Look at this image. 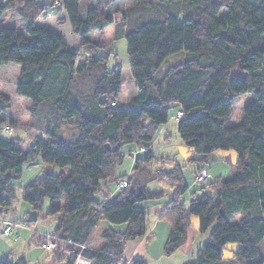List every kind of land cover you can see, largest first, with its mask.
<instances>
[{"label": "trees", "instance_id": "trees-1", "mask_svg": "<svg viewBox=\"0 0 264 264\" xmlns=\"http://www.w3.org/2000/svg\"><path fill=\"white\" fill-rule=\"evenodd\" d=\"M50 1L62 15L58 23L67 22L71 34L79 38L76 52L68 48L62 33L36 24V19L47 15L45 4L0 0V16L15 10L24 23V33L0 29V68L19 66L15 94L28 98L32 111L42 106L44 118H49L46 127L38 125V129L44 128L46 139H36L23 151L14 138L1 136H13L2 131L13 125L2 117L11 100L0 93V209H11L15 198L12 182L21 178L25 164L39 157L60 172L45 174L24 186L21 200L37 215L45 212V217L54 220L48 233L57 248L51 253L58 254L64 264L73 263L77 245L88 243L101 220L127 224V228L124 233L103 229V246L85 249L82 256L91 264H126V243L145 236L149 228V212L139 204L163 198L162 191L147 189L146 183L153 181L169 191V201L155 212L170 227L163 246L165 256L186 243L195 216L199 234L212 229L208 240L197 248L192 264L229 263L223 252L231 243L237 248L230 264H264L259 250L264 239V0L136 1L121 10L115 36L125 39L137 89L126 105L119 100L120 66L108 70L109 59L116 61V55L107 50L101 36L114 22L111 15L98 4L88 7L82 18L79 0ZM182 14L183 20L179 18ZM91 32L98 36L91 38ZM180 51L187 53L185 60L155 80L154 71ZM79 55L82 60L77 63ZM84 79L88 80L85 89L80 87ZM243 94H249L251 100L243 109L242 121L228 126L235 100ZM173 105L181 112L177 132L191 152L189 161L202 165L204 156L217 150H233L237 155L233 176L212 177L203 183L200 195L193 192L187 207L181 200L187 191L182 167L174 160L156 158L151 151ZM60 123L73 128L71 140L58 137ZM126 145L137 146L138 153L144 154L136 157L133 170L145 173V181L116 177ZM153 163L161 168L150 171L148 164ZM66 167L69 174L63 170ZM197 170L198 165L193 177ZM125 179L127 186L118 189L112 201L94 200L102 183ZM47 199L49 205L43 211ZM23 222L31 227V222ZM152 239L149 235L147 242ZM0 264L26 262L23 258L17 262L1 259ZM130 264L146 263L131 260Z\"/></svg>", "mask_w": 264, "mask_h": 264}, {"label": "rangeland", "instance_id": "rangeland-1", "mask_svg": "<svg viewBox=\"0 0 264 264\" xmlns=\"http://www.w3.org/2000/svg\"><path fill=\"white\" fill-rule=\"evenodd\" d=\"M1 1L7 2L8 0H1ZM35 1L37 3L45 4L46 12H47V15L45 17H42L39 19V22L41 24L38 23V25H44L52 29L55 32L62 33L63 36L65 37V43L68 46V48L76 52L79 49L78 37L71 34L68 23H66L67 24L66 27L63 26L64 23H61V24L58 23V20L62 17L61 13H58V9H59L58 5L51 6L50 0H35ZM136 1H138V3L140 4L142 3L147 4V2H151L153 0H79V14L82 18H84L86 9L88 7H90L91 5H98V4L99 6L101 5L100 6L101 10L104 13L110 14L111 17L113 18L114 20L113 24L109 25L103 31L101 36H102V39L106 42L107 50L111 51L113 54L116 55V62L120 66V69H121V76L123 79V84L125 83L126 93H128L127 92L128 85L126 83H130L133 87H134V84H132V77H131L130 70H129L125 39L123 37L116 38L115 29H116V22L119 21L122 17V13H123L122 11L130 8V6H134ZM179 18L183 20L185 16H183L182 14L180 15ZM3 28H14L18 32L24 33V23L20 20V16L17 11L8 10L2 16H0V29H3ZM89 36L93 38V37H97L98 35H97V32H91ZM96 54H98V52ZM186 55L187 53L185 51H180L178 53H175L169 56L165 61H163L160 67L154 71L153 73L154 79L159 80L163 76V74L170 68V66L184 61L186 58ZM81 60L82 58L79 55V57L77 58V63H80ZM112 67L113 65H112V58H111L109 59V63H108L109 69L108 70H111ZM18 74H19V66L16 64H8L0 68V93L8 96L11 100V107L4 113L2 117L5 118V121L10 122L14 127L13 128L10 125L13 130L12 132L13 136H9L6 133H3L1 136L5 139L14 138V141L16 142L17 147H19L23 151H26L36 139L38 138H41L44 140L46 139L44 128L38 129V125L42 127L44 125L46 127V125L49 123V118L47 119L44 118L43 112L41 111L42 106L39 107V109L32 111L31 110L32 102L28 98L21 97L15 94V82L18 77ZM87 86H88V80L84 79L80 83V87H83L85 89ZM250 100H251V96L250 95L248 96L247 94L240 95L236 98L232 113L228 120V126H236L242 121L243 109L247 104L250 103ZM175 110L176 109L173 106H171L169 109L170 114L173 113ZM39 121H43V122L39 124ZM60 130L61 131L58 133L59 138H63L65 140H71V137L74 134L73 132L74 130L69 124L60 123ZM162 144L163 143L161 141V142H158V144L153 146L154 156L156 158H160L159 157L160 154L162 156H165L160 151L162 148ZM169 144H170L169 150L178 152V153L173 152L172 154L176 156L174 161L182 167L185 182L187 183L188 186H192V191L188 190L186 193V196L181 199L182 202L185 201L184 203L187 207L188 201H189L188 198L191 196L190 194L194 191L197 196L200 195V192L203 190L202 189L203 185L194 183V177H193V172H192L193 165H192V162L188 160L191 157V152L187 154L186 152L187 148L182 142V140L180 139L178 132L176 130L171 135ZM126 146H124V148ZM134 147L135 149L138 150L137 146H134ZM124 148L123 150L126 154V157H125L124 162L116 168V175H117L116 177L124 176V175L128 177L130 173L133 171L134 160L126 152L130 147L128 146L125 149ZM141 153L142 152L138 153L139 158H142L144 156V154H141ZM204 157H206L204 158L206 160H205V163L203 164L206 165V168L210 176L211 174L213 175L220 174L221 176H226L229 178L233 176L234 164L237 159V155L233 150H227V151L217 150L216 152L210 155H206ZM199 166H201V163L198 164V167ZM148 168L150 171L154 172L156 170H159L161 168V165L160 164L156 165L154 163L148 164ZM57 169L60 171L59 168L53 165H48L46 168V165L43 164V162L40 160L39 157H36L35 160L31 163L25 164L23 167L21 178H19L18 180H14L12 182V186L15 189V198L12 202L10 213H8L7 215L2 214L1 218H7V219H11V218L13 219L16 217L18 218V215L22 214V205H28L21 200L22 188L28 185L29 183L33 182L34 180L42 177L45 174H56L58 172ZM167 169L168 168H166L165 170ZM63 170L66 174H69L70 172L68 167L64 168ZM212 177L213 176H211V178ZM137 178L140 179L139 181L141 182V180H144L145 178V173L140 172L137 175ZM211 178L208 181H210ZM146 179H147V176L145 180ZM123 181H126V179ZM112 183L113 182H110L111 185L114 184ZM146 186H147V189L150 191L159 190L157 183L154 181L147 182ZM168 195H169V192H168ZM98 196L100 197V195L98 194L95 196V198ZM59 203L61 204V201ZM48 205H49V200L47 199L43 206L44 207L43 211L47 209ZM235 219H233L232 222H235ZM19 222L22 223L23 225V221H19ZM1 224L2 223H0V229H1ZM42 228H45V226ZM211 229H209L207 233H209ZM26 239L29 240L31 238L27 237ZM16 240H17L16 231H15V235H7V236L1 234L0 232V260L1 259L8 260V258L13 256L12 254L9 253V249H10V246L12 245V242H16ZM13 245H15L13 246L14 250L17 251L19 249L18 247L19 242L17 244L13 243ZM25 248L27 249V246ZM236 248H237V244L235 243L228 244L227 248H225L223 252V259L225 260V262H229L227 264H230L233 261L232 251H234ZM259 250H260L261 257H264V239L259 246ZM20 251L22 252V247ZM38 251L39 253H41L40 250ZM48 252L46 250V253L45 252L42 253L41 258L47 257L51 253L50 251ZM126 261H128L129 264L131 262V260L124 259V262ZM163 264H167V263L163 262ZM187 264H190V263H187Z\"/></svg>", "mask_w": 264, "mask_h": 264}, {"label": "crops", "instance_id": "crops-1", "mask_svg": "<svg viewBox=\"0 0 264 264\" xmlns=\"http://www.w3.org/2000/svg\"><path fill=\"white\" fill-rule=\"evenodd\" d=\"M39 19H37L36 21L37 24L38 23L41 24L39 22ZM66 23L67 22L63 24L64 27H66L67 25ZM78 42H79V38H78ZM115 64L117 63L115 60H113L112 65L114 66ZM126 84L128 85V89H127L128 93H126V90H125V83L122 84V87H121V95H120L119 100L122 105L128 104L130 100L137 94V89L135 85L133 87L130 83H126ZM132 84H134L133 79H132ZM247 95L249 96V94ZM173 107L176 110L171 114L170 112H168V119L166 123H164L163 125L159 127V130L151 146V151L154 154L153 146L158 144V142L162 141L163 144H162V148L160 151L165 156H162L160 154L159 157L171 159V160H174L176 156L172 154L174 151L169 150L170 148L169 141L174 131L175 130L177 131L178 124L180 121V117L177 116V113L180 111L179 107H177L176 105H173ZM128 146L130 148L126 152L135 161V158L138 157L139 155L138 150L135 149L134 145H127L126 147ZM123 148H122V151L124 153V158H123V162H124L126 154ZM186 152L188 154L190 151L187 149ZM174 153H178V152L176 151ZM197 163L198 162H194V161L192 162V165H193L192 172L198 165ZM47 166L48 165H46V168ZM57 171L60 172L58 169ZM58 172L56 174H58ZM137 174L138 172L134 170L130 173V175L132 177L134 176L135 178L137 177ZM115 175H116V171H115ZM130 175L128 177H130ZM211 175L213 176V178L222 177L220 174L218 175L211 174ZM139 180L140 179L137 178V181ZM157 186L159 187V190H154V191H163L164 193L163 198L159 200H154V201H145L139 204L140 207L145 208L149 212L147 216L149 220L148 232L145 236L141 238L127 242L125 245L123 257L128 260H143L146 264H163V262L167 264H172V263L173 264H187V263L192 264L194 261V256H195L197 248L200 245H202L205 241L208 240L209 233L206 232L204 234H199L197 218L192 217L191 225L189 226L187 230L186 243L181 248L176 250L173 254H171L170 256H165L163 254V246L169 236L170 227L166 222L162 220H158L155 217V212L160 211L165 206V204L169 201V195H168L169 191L167 189L161 188L158 184ZM188 190L192 191V186L187 185V191ZM187 191L182 195L181 199L186 196ZM118 192L119 190L117 188V183H114L113 185H111L110 182H105L101 184L100 192L95 194L93 198L97 202L112 201L116 197ZM98 194L100 195V197L98 196L95 198V196ZM189 198H191V196ZM189 198L188 200L190 201ZM10 210L11 209L9 210L0 209V220L2 219L4 221H13V219H15L17 221H27L29 223L31 222L32 224H31V227H27L25 223L23 222V226L15 230L17 240L16 242H12V245L10 246L9 253L12 254L13 256L8 258V260L15 261L18 258L19 259L23 258L26 264H64L63 261L59 260L57 256L58 254L56 255L54 253H50L47 257L41 258V254L44 252L46 253V250L41 246L39 242L41 239V236L39 233L52 231L55 225L54 220L51 217H45L44 212H43L44 215L43 213L41 215H37L34 211L31 210L29 205H22V214L18 215V218L17 217L13 219L12 218L11 219L1 218L2 214L7 215L8 213H10ZM42 217L44 218L42 219ZM36 218L37 220H35ZM38 225H40L41 227ZM44 226L45 228H42ZM105 228H110L111 230H114L116 232L124 233L127 228V224L112 225V224H109L105 220H101L98 223V225L95 227V229L93 230L91 237L88 243L86 244L88 248H90L91 250H98L103 246L104 242L101 239L100 234H101V231ZM36 231L39 233L37 234ZM149 235H152L153 239L152 241L147 242V237ZM27 237L31 239L28 240L26 239ZM18 242H19V245H18L19 249L17 248L18 250L16 251L13 248V246H15L13 245V243L17 244ZM24 246L25 247L27 246V249ZM21 247H22V252L20 251ZM38 250H40L41 253H39Z\"/></svg>", "mask_w": 264, "mask_h": 264}, {"label": "built area", "instance_id": "built-area-1", "mask_svg": "<svg viewBox=\"0 0 264 264\" xmlns=\"http://www.w3.org/2000/svg\"><path fill=\"white\" fill-rule=\"evenodd\" d=\"M178 117H181V112L177 113ZM2 131H6L8 134H12L13 130L12 127L10 126H4ZM145 149L141 148L140 151H144ZM211 178L210 174L208 173L207 169L201 165L198 167L197 172L194 175V183L197 184H203L205 182H207L209 179ZM127 186V182L126 181H121L120 183H118L117 188H125ZM1 224V229L0 232L3 235H15V230L19 227H22V223H20L19 221L13 220V221H4V220H0ZM37 232V231H36ZM39 232H37L38 234ZM42 241H41V246L47 250V251H54L57 248V242L56 240L52 237L51 234H49L48 232H44V233H39ZM70 243V242H68ZM77 247L79 248L78 253L76 254V257L73 261L72 264H91V262L82 256V252L85 249H88V246L84 245V244H80L77 245ZM126 264H129L128 261L125 262Z\"/></svg>", "mask_w": 264, "mask_h": 264}, {"label": "water", "instance_id": "water-1", "mask_svg": "<svg viewBox=\"0 0 264 264\" xmlns=\"http://www.w3.org/2000/svg\"><path fill=\"white\" fill-rule=\"evenodd\" d=\"M19 260V258L18 259H16L14 262H17Z\"/></svg>", "mask_w": 264, "mask_h": 264}]
</instances>
